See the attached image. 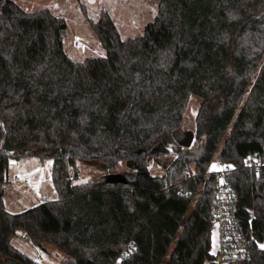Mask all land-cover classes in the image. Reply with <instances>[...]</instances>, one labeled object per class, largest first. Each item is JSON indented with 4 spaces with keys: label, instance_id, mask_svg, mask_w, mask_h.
Masks as SVG:
<instances>
[{
    "label": "trees",
    "instance_id": "16d2710c",
    "mask_svg": "<svg viewBox=\"0 0 264 264\" xmlns=\"http://www.w3.org/2000/svg\"><path fill=\"white\" fill-rule=\"evenodd\" d=\"M158 1L136 39L123 40L102 12L91 26L107 56L79 63L64 51V20L0 0V255L38 264L12 246L21 231L60 249L62 264H205L215 197L205 173L218 155L234 167L247 264H264V168L245 167L264 161V0ZM192 96L202 101L194 162L179 155L149 184H74L79 161L109 175L124 162L147 174L154 148H179L172 134ZM26 156L52 160L57 199L12 215L3 199L9 161Z\"/></svg>",
    "mask_w": 264,
    "mask_h": 264
},
{
    "label": "rangeland",
    "instance_id": "374dc122",
    "mask_svg": "<svg viewBox=\"0 0 264 264\" xmlns=\"http://www.w3.org/2000/svg\"><path fill=\"white\" fill-rule=\"evenodd\" d=\"M18 7L27 13L49 9L51 13L65 21L67 30L63 37V47L65 53L75 62L83 63L91 58H105L107 52L101 45L97 35L92 29L91 22L97 23L102 12L108 13L114 21L120 36L123 40L140 38L145 33L147 25L152 23L158 13V0H11ZM260 70V69H259ZM258 70V71H259ZM255 74L253 80L258 75ZM250 91V87L245 93L241 106L245 102ZM202 101L195 96L189 100L187 110L183 117L182 127L185 131L195 132V119L201 107ZM240 112V108L227 130V135ZM199 147V146H198ZM168 154L157 155L149 165L147 174L139 175L129 163H121L117 168V174L124 177L127 182L135 181L138 176L149 184V176L163 175L165 166L172 160L179 157L180 149H174L173 145L167 146ZM218 156V155H217ZM217 156L208 168V171L219 170ZM78 179L75 185L106 182L109 174L99 163H89L79 161L77 163ZM198 198V196H196ZM49 201V200H48ZM53 201V200H52ZM30 202L20 206L19 212L28 211ZM194 203L191 205V209ZM25 209V210H24ZM9 213V212H8ZM16 215V214H12ZM25 232L18 231L12 239V246L23 256L35 261L38 264H62L66 260V255L57 247L49 244L35 246L21 240V235ZM30 238V237H29ZM263 244V243H261ZM218 245V232L216 228H211V253H215ZM264 250V245L262 246ZM116 264H120L118 261Z\"/></svg>",
    "mask_w": 264,
    "mask_h": 264
},
{
    "label": "built area",
    "instance_id": "2783aa9c",
    "mask_svg": "<svg viewBox=\"0 0 264 264\" xmlns=\"http://www.w3.org/2000/svg\"><path fill=\"white\" fill-rule=\"evenodd\" d=\"M181 151L183 148H180L179 155ZM217 164L219 170L214 172L207 170L205 173L207 180L212 178L215 181V197L210 209V217L212 227L218 232L216 252L211 253V257L206 260L205 264H247L251 260L249 238L236 214L237 192L228 181V176L234 167L224 161H217ZM245 167L258 173L264 168V161L259 157L247 158ZM15 182L28 184V181L21 177H17ZM20 238L30 243L27 234H22ZM263 245L264 243H259L258 248L262 249ZM7 259L0 255V264H6ZM17 264L21 263L17 261Z\"/></svg>",
    "mask_w": 264,
    "mask_h": 264
},
{
    "label": "crops",
    "instance_id": "0c3cea01",
    "mask_svg": "<svg viewBox=\"0 0 264 264\" xmlns=\"http://www.w3.org/2000/svg\"><path fill=\"white\" fill-rule=\"evenodd\" d=\"M52 165V160L41 161L36 156L10 159L3 198L7 212L21 214L26 211L19 212L20 206L23 209L29 202L30 207L27 208H35L48 200L57 199L52 181ZM17 177L26 179L28 184L16 183Z\"/></svg>",
    "mask_w": 264,
    "mask_h": 264
},
{
    "label": "water",
    "instance_id": "95a60500",
    "mask_svg": "<svg viewBox=\"0 0 264 264\" xmlns=\"http://www.w3.org/2000/svg\"><path fill=\"white\" fill-rule=\"evenodd\" d=\"M172 139L178 147L183 148V151L180 153L181 157L187 159L190 162H194V160L200 155L201 148L193 152L190 151L195 140V133L193 131H185L183 128H179L172 134ZM169 151L170 150L167 149V147H165L163 144H160L151 151V155L157 156L161 154H168ZM106 182L111 185H116L123 184L126 182V180L122 175L116 173L108 175ZM6 264H17V261L8 258L6 260Z\"/></svg>",
    "mask_w": 264,
    "mask_h": 264
}]
</instances>
